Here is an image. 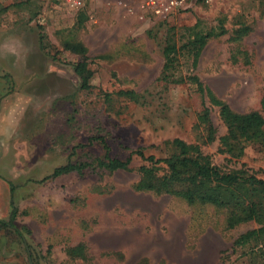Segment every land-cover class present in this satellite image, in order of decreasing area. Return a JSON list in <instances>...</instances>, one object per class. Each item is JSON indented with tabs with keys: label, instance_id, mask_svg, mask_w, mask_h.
Returning <instances> with one entry per match:
<instances>
[{
	"label": "rangeland",
	"instance_id": "obj_1",
	"mask_svg": "<svg viewBox=\"0 0 264 264\" xmlns=\"http://www.w3.org/2000/svg\"><path fill=\"white\" fill-rule=\"evenodd\" d=\"M72 1L0 0V27L27 34L20 41L22 49L28 44L27 56L42 29L46 55L34 56L27 67L51 82L48 88L22 77L16 87L4 84L20 96L13 100L23 104L31 124L0 149L6 192L25 237L0 229V264H264V195L240 186L245 203L230 224L231 207L137 190L142 168L155 165L134 153L168 157L171 141L181 138L199 144L223 171L242 169L264 179V144L247 142L240 157L222 151L219 137L227 127L199 85L238 112L261 109L264 0L196 1L164 21L142 20V0H83L79 8ZM197 24L203 32L225 31L210 37L195 59L188 42ZM244 26L250 30L240 36ZM168 44L178 56L166 71ZM84 55L92 71L87 88L75 71ZM178 76L184 82L173 81ZM207 108L213 133L201 119ZM107 152L132 156L130 167L106 168ZM67 163L74 168L44 179ZM157 168L166 172L163 164ZM250 200L258 209L253 218L247 217Z\"/></svg>",
	"mask_w": 264,
	"mask_h": 264
},
{
	"label": "trees",
	"instance_id": "obj_2",
	"mask_svg": "<svg viewBox=\"0 0 264 264\" xmlns=\"http://www.w3.org/2000/svg\"><path fill=\"white\" fill-rule=\"evenodd\" d=\"M201 1V0H198ZM200 25L191 27L193 38L190 39L188 45L194 49V57L197 59L201 50L206 45L208 39L215 35H221L225 30L222 28L218 33L215 29L207 32L198 30ZM249 27L244 26L240 36L249 31ZM42 38V35H41ZM82 46H80L81 48ZM68 49L76 51L74 44H68ZM81 51L84 53L85 48L82 47ZM177 47L175 44H168L164 49L166 58L165 70L174 68L175 61L177 60ZM76 73L80 76L83 88L90 86V78L92 76L91 69H88V61L86 55L75 66ZM166 77L168 75L166 74ZM199 81L197 77L192 79ZM175 82H184V78H174ZM199 85L209 96L210 101L219 107L220 118L223 124L227 127V133L219 137L220 143L225 148L222 151L229 152L236 157L243 155L246 143L250 141H259L264 144V97L262 99V106L260 110H252L249 112H238L234 110L226 101L213 95L212 91L204 88L203 84ZM205 122H210V133L217 130L213 118L211 117L209 108L201 116ZM174 147L172 155L164 158H157L153 155L146 156L143 149H138L134 153L149 160L153 165L151 168H142V178L136 185L137 190H155L157 192H168L180 195L187 199L189 202L210 203L216 206L231 207L232 219L230 224H234L237 218L236 208L244 206L245 201L241 197L240 186L249 185L251 190L264 195V179L254 174H249L245 170H232L223 171L217 164H214L209 154H206L199 144L189 143L181 138H174L171 141ZM105 148H109L105 144ZM132 156L126 160L113 158L107 152L105 160L102 161L106 168L110 170L127 169L130 167ZM159 164H163L166 172L159 174L156 169ZM73 165L67 163L55 167L54 171L46 176L44 179L56 177L63 173L69 172ZM12 197L14 194V186H11ZM249 209L247 217H255L258 209L254 200L248 201ZM246 216V208L242 211ZM18 216V208L14 201L11 199V212L7 220L0 219V229H13L22 240H25L23 232L16 224V217ZM236 222V221H235ZM264 231V228L261 229ZM255 230L243 235V238H248L255 234Z\"/></svg>",
	"mask_w": 264,
	"mask_h": 264
},
{
	"label": "crops",
	"instance_id": "obj_3",
	"mask_svg": "<svg viewBox=\"0 0 264 264\" xmlns=\"http://www.w3.org/2000/svg\"><path fill=\"white\" fill-rule=\"evenodd\" d=\"M1 26V25H0ZM36 33V41L30 49V57L28 54V44H25L24 49L21 48V42L27 39V34L22 37L17 33L7 32L4 28L0 27V149L3 152L6 149L5 143L15 140L14 135L21 130L20 127H27L31 123L29 119H25V110L22 103L16 104L14 98H19V95H15L11 90H5L4 84L8 83L7 87L12 84L18 86V79L24 77L26 81L40 82L43 86L50 87L51 82L48 79H44L40 72L28 71V61L36 58H43L45 54L44 40L41 38L42 29L38 26ZM17 42V43H16ZM25 53L26 55L22 54ZM21 62H23L21 64ZM21 64V65H20ZM52 70L48 69L47 75H50ZM42 77V78H41ZM15 83V84H14ZM3 84V85H2ZM10 84V85H9ZM14 90V89H13ZM16 90V89H15ZM2 98V99H1ZM33 124V122H32ZM4 154L0 156V210L4 209L5 215L0 216V219L7 220V215L11 212V200L6 192L7 182L2 177L4 174L3 159ZM58 167V166H57ZM55 169V167H54ZM53 169V171H54ZM52 171V172H53ZM51 172V173H52ZM50 173V174H51ZM49 174V175H50ZM8 205V209L6 207Z\"/></svg>",
	"mask_w": 264,
	"mask_h": 264
},
{
	"label": "built area",
	"instance_id": "obj_4",
	"mask_svg": "<svg viewBox=\"0 0 264 264\" xmlns=\"http://www.w3.org/2000/svg\"><path fill=\"white\" fill-rule=\"evenodd\" d=\"M198 0H142L138 5L140 18L142 20L150 17L152 19L166 20L174 13L188 8L189 5ZM212 2L214 0H204ZM83 4V0H73L72 5L78 8ZM127 6V5H126ZM130 12H134V7L127 6Z\"/></svg>",
	"mask_w": 264,
	"mask_h": 264
}]
</instances>
